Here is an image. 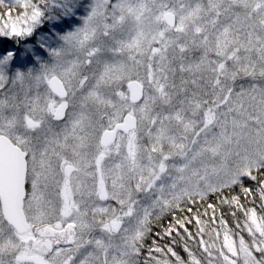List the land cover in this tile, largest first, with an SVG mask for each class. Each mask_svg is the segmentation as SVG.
Here are the masks:
<instances>
[{"label": "snow or ice", "instance_id": "obj_1", "mask_svg": "<svg viewBox=\"0 0 264 264\" xmlns=\"http://www.w3.org/2000/svg\"><path fill=\"white\" fill-rule=\"evenodd\" d=\"M78 6L0 0V264H264V0Z\"/></svg>", "mask_w": 264, "mask_h": 264}, {"label": "rangeland", "instance_id": "obj_2", "mask_svg": "<svg viewBox=\"0 0 264 264\" xmlns=\"http://www.w3.org/2000/svg\"><path fill=\"white\" fill-rule=\"evenodd\" d=\"M8 2H10V0H6V3ZM90 5L91 0H81V6L76 8L72 16L66 17L62 21H59L61 25V33L71 31L77 27H82L84 20L90 13ZM0 41H2L7 47H13L15 45V41L11 40V38H0ZM38 68L39 64L35 62L34 57L22 55L15 61L9 74L11 75L13 72H27L30 69Z\"/></svg>", "mask_w": 264, "mask_h": 264}]
</instances>
